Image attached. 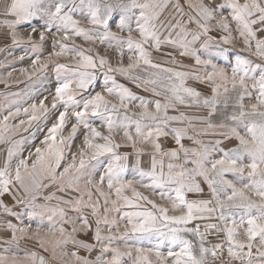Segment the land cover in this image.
Instances as JSON below:
<instances>
[{
  "label": "snow or ice",
  "instance_id": "6c2138e0",
  "mask_svg": "<svg viewBox=\"0 0 264 264\" xmlns=\"http://www.w3.org/2000/svg\"><path fill=\"white\" fill-rule=\"evenodd\" d=\"M186 6L0 0V264H264V0Z\"/></svg>",
  "mask_w": 264,
  "mask_h": 264
},
{
  "label": "rangeland",
  "instance_id": "374dc122",
  "mask_svg": "<svg viewBox=\"0 0 264 264\" xmlns=\"http://www.w3.org/2000/svg\"><path fill=\"white\" fill-rule=\"evenodd\" d=\"M180 3L181 4H184L185 5V10L186 11H188V9H187V6H186V0H180ZM79 43H83V41H78ZM0 46H2V45H0ZM88 45L87 44H85V47H87ZM239 46V45H238ZM22 53H21V50L18 48V49H16L15 51H14V53H13V55L14 56H18V55H21ZM5 55H6V53H0V62H5ZM12 58L11 57H9L8 58V60L10 61ZM14 67H16L17 69H19V68H21V67H28V61H25V62H23V63H16L15 65H14ZM7 70H11L10 68H7V69H5V68H0V73H3V74H5L6 75V71ZM18 74V73H17ZM3 87H4V85L3 84H0V89H3ZM135 90V89H134ZM0 147H2V146H0ZM30 247H34L35 248V244H30L29 245ZM45 255H48L47 253H44Z\"/></svg>",
  "mask_w": 264,
  "mask_h": 264
}]
</instances>
